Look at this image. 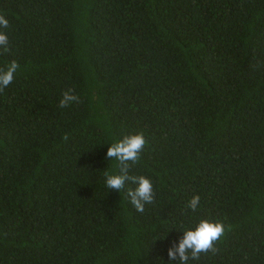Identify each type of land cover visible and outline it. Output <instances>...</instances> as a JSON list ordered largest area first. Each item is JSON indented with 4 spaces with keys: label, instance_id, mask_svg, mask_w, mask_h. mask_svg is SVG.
Returning a JSON list of instances; mask_svg holds the SVG:
<instances>
[{
    "label": "trees",
    "instance_id": "16d2710c",
    "mask_svg": "<svg viewBox=\"0 0 264 264\" xmlns=\"http://www.w3.org/2000/svg\"><path fill=\"white\" fill-rule=\"evenodd\" d=\"M0 13V67L20 65L0 92V264H176L169 248L202 217L225 235L189 264H264V0H0ZM69 88L80 102L59 108ZM138 132L130 174L156 190L143 213L104 177L111 143Z\"/></svg>",
    "mask_w": 264,
    "mask_h": 264
},
{
    "label": "clouds",
    "instance_id": "9594fccd",
    "mask_svg": "<svg viewBox=\"0 0 264 264\" xmlns=\"http://www.w3.org/2000/svg\"><path fill=\"white\" fill-rule=\"evenodd\" d=\"M9 27V20L5 14L0 13V52H8L9 37L3 29ZM20 65L16 60H12L6 67H0V92L12 83ZM80 97L75 90L69 88L62 93L59 101V108H66L73 103H79ZM67 134L63 137L68 140ZM148 141L143 132L124 135L122 139L111 143L106 157L109 160L117 161V172L105 171V185L108 189L118 191L126 190V195L135 209L143 213L146 205L155 203L156 190L153 181L146 175L130 174V169L140 161ZM132 185V186H129ZM134 186V187H133ZM201 202L199 194L193 195L186 203L185 209L193 212L197 211ZM226 226L223 221L209 217L200 218L194 226L183 229V236L179 243H173L168 250L170 260L176 264H189L190 261H199L201 255L212 253L215 255L219 249L218 242L224 237Z\"/></svg>",
    "mask_w": 264,
    "mask_h": 264
}]
</instances>
